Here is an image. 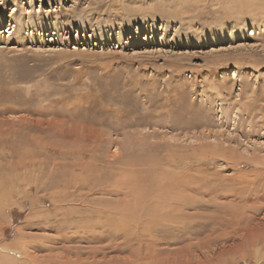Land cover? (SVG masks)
I'll list each match as a JSON object with an SVG mask.
<instances>
[{
	"label": "rangeland",
	"instance_id": "rangeland-1",
	"mask_svg": "<svg viewBox=\"0 0 264 264\" xmlns=\"http://www.w3.org/2000/svg\"><path fill=\"white\" fill-rule=\"evenodd\" d=\"M263 7L0 0V264H264Z\"/></svg>",
	"mask_w": 264,
	"mask_h": 264
},
{
	"label": "bare ground",
	"instance_id": "bare-ground-1",
	"mask_svg": "<svg viewBox=\"0 0 264 264\" xmlns=\"http://www.w3.org/2000/svg\"><path fill=\"white\" fill-rule=\"evenodd\" d=\"M261 1V0H260ZM239 2V1H238ZM250 4V3H249ZM252 4H253V2H252ZM250 5L249 7L250 8H253V5ZM260 5V4H259ZM262 5V4H261ZM104 7V6H103ZM255 7V6H254ZM258 8V7H257ZM264 8V7H263ZM101 13V12H100ZM89 15V14H88ZM165 179V178H164ZM94 180H95V177H94ZM100 180V179H99ZM165 181H166V179H165ZM157 183V182H156ZM161 183H163V181L161 182ZM165 183H167V182H165ZM155 185V184H154ZM160 185H162V184H160ZM159 187V186H158ZM72 188V187H71ZM151 188V187H150ZM156 188H157V186H156ZM155 188V189H156ZM2 189V188H1ZM67 189V188H66ZM129 189V188H128ZM68 190V189H67ZM69 190H70V188H69ZM72 190V189H71ZM150 190V189H149ZM1 193H2V191L0 190V195H1ZM162 195V193H156V196L157 197H160ZM155 196V195H154ZM164 196V195H163ZM1 198H3V196L1 197ZM175 198V197H174ZM177 198V197H176ZM152 199H153V196H152ZM173 199V198H172ZM171 199V200H172ZM3 200V199H2ZM128 200V199H127ZM151 200V199H150ZM156 200H159V198L157 199L156 198ZM170 200V201H171ZM64 201V200H63ZM64 202H66V200L64 201ZM64 202H63V204H64ZM180 202H183V201H180ZM62 203V202H61ZM60 203V204H61ZM124 204L123 205H121V208L122 209H117V211H123V209H124V211L123 212H115V208H114V214L112 215V213H111V211L113 210V209H111V210H108L109 212H107L108 213V217L105 219L106 221H108V223H109V220L111 221V217H113V216H118V218L119 217H121V219H122V221L121 220H118V222H120V223H123L122 224V226H121V229L123 230V232H124V235H126L127 233H126V229H125V225H127L128 226V224H129V220H130V218H132L133 217V214H131V212L130 211H133L134 210V205H135V203H132L131 205H128L127 203H126V201L125 202H123ZM175 203H176V201H175ZM174 203V204H175ZM188 203V202H187ZM170 204V203H169ZM189 204V203H188ZM187 204V205H188ZM171 205V204H170ZM186 205V206H187ZM158 206V205H157ZM164 206V205H163ZM175 206V205H174ZM190 206V205H189ZM172 207V206H171ZM176 207V206H175ZM119 208V207H118ZM142 208H144V207H142ZM181 208V207H180ZM169 209V208H168ZM168 209H167V211H168ZM174 209L175 208H173V211H174ZM2 210V209H1ZM57 210V209H56ZM63 210V209H62ZM71 210V209H70ZM147 210V209H146ZM162 210V208L161 209H159V207L157 208H155V213L153 212V213H148V214H146V216H145V220H146V222L149 224V223H156V222H160V221H163V220H167V219H173V218H175V220L177 219L176 217H181V216H177V215H179V213L178 212H176L177 213V215L176 216H170L169 215V213H167V212H163V211H161ZM163 210H164V208H163ZM177 210V209H176ZM181 210V209H180ZM64 212H65V210H64ZM61 213V212H60ZM100 213V212H99ZM110 213H111V215H110ZM181 213V212H180ZM70 214V213H69ZM141 214V213H140ZM155 214V215H154ZM173 214H175L174 212L172 213V215ZM62 215H64V213L62 214ZM61 215V216H62ZM99 215V214H98ZM145 215V214H144ZM154 215V216H153ZM181 215V214H180ZM97 216V215H96ZM136 216H138L137 214H136ZM184 216V215H183ZM182 216V217H183ZM187 216V215H186ZM100 217V216H99ZM142 217V216H141ZM181 217V218H182ZM190 216H188V218H189ZM180 218V219H181ZM187 218V217H186ZM184 219V217H183V220L184 221H186L187 219ZM63 219H65V218H63ZM113 219V218H112ZM142 219H143V217H142ZM97 220V219H96ZM105 220H104V222H105ZM116 220H117V218H116ZM141 220V219H140ZM189 220V219H188ZM112 221H114V220H112ZM111 221V222H112ZM131 221V220H130ZM167 221H169V220H167ZM166 221V222H167ZM171 222H172V220H170ZM176 221H178V220H176ZM175 221V222H176ZM182 221V220H181ZM223 221V220H222ZM110 222V223H111ZM117 222V221H116ZM124 222H125V225H124ZM140 222V221H139ZM165 222V223H166ZM110 223H109V225H110ZM113 223V222H112ZM132 222H130V224H131ZM138 224V223H137ZM140 224V223H139ZM161 224V223H160ZM177 224H180V223H177ZM176 224V225H177ZM132 225V224H131ZM157 225H159V224H157ZM167 225V224H166ZM169 225V224H168ZM172 225V224H171ZM175 225V224H174ZM173 225V226H174ZM163 227V226H162ZM166 227V226H165ZM21 228V227H20ZM96 229H97V227H95ZM99 228V227H98ZM136 228V227H135ZM130 229V228H129ZM163 229H164V227H163ZM109 230H110V228H109ZM161 230H162V228H161ZM63 231V230H62ZM128 231V230H127ZM131 231V230H130ZM157 231H159V230H157L156 229V232ZM134 232V231H133ZM155 232V233H156ZM161 232H163V230L161 231ZM181 232V231H180ZM94 233V232H93ZM105 233V232H104ZM136 233H138V232H136L135 231V233H133L134 235L136 234ZM138 234H140V233H138ZM150 234V233H149ZM20 235V234H19ZM146 235V234H145ZM144 235V236H145ZM155 235V234H154ZM158 235V234H157ZM156 235V236H157ZM140 236V235H139ZM151 236V235H150ZM156 236H155V238H156ZM172 236V235H171ZM136 237V236H135ZM244 237H245V240H243L242 242L239 240V243L232 249L231 248V250H230V255L232 254H235V253H237L238 251L240 252V254H242V253H244V251H243V247H251V246H253V245H255L256 244V250L259 252L261 249H262V246L264 245V232H261L260 230H256V229H245L244 230ZM21 238V237H20ZM147 239H148V237H147ZM151 239V238H150ZM154 239V238H153ZM152 240V239H151ZM155 240V239H154ZM158 240V239H157ZM176 240H178V239H176ZM115 241V240H114ZM146 241V240H145ZM245 241H247V242H245ZM137 242V241H136ZM142 241L140 240V243H141ZM157 242V241H156ZM160 242V241H159ZM138 243V242H137ZM168 243V242H167ZM152 244V243H151ZM162 244H164V243H162ZM171 244V243H170ZM156 245V244H155ZM169 245V244H168ZM167 245V246H168ZM209 245V244H208ZM213 245V244H212ZM112 246V245H111ZM122 246V245H121ZM205 246V245H204ZM14 247V246H13ZM28 247V246H27ZM143 247V246H142ZM189 247V246H188ZM143 248H145V247H143ZM151 248V247H150ZM185 248V247H184ZM187 248V247H186ZM191 248V247H190ZM181 249V248H180ZM179 249V253H180V251L182 252V250H180ZM188 249V248H187ZM186 249V250H187ZM151 249H149L148 248V250H146L147 252L148 251H150ZM157 250H159V249H157ZM255 250V249H254ZM255 250V251H256ZM101 251H103V250H101ZM144 251V250H143ZM152 251H155L154 250V247H153V249H152ZM151 251V252H152ZM176 251L177 250H173V252H175L176 253ZM188 251V250H187ZM72 252V251H71ZM137 252V251H136ZM162 252V251H161ZM189 252V251H188ZM187 252V254H189ZM193 252V251H192ZM261 252V251H260ZM140 253V252H139ZM138 253V254H139ZM142 253V252H141ZM154 253V252H153ZM152 253V254H153ZM163 253V252H162ZM166 253V252H165ZM182 253H184V251L182 252ZM134 254H136V253H134ZM148 254H150L151 256H152V254L151 253H148ZM158 254H160V251H159V253ZM158 254H157V256H158ZM171 254H172V251H171ZM170 254V255H171ZM186 254V255H187ZM160 255H162V254H160ZM165 255V254H164ZM164 255H163V257H164ZM168 255H169V252H168ZM168 255H166L167 257H168ZM172 255H174V254H172ZM176 255V254H175ZM181 255V254H180ZM230 255H228V256H230ZM132 256H133V254H132ZM137 256H139V255H137ZM140 256H141V254H140ZM148 256V255H147ZM177 256V255H176ZM182 256V255H181ZM183 256L184 257H186L184 254H183ZM190 256V255H189ZM226 256V255H225ZM135 257H136V255L133 257L134 258V260L136 261V259H135ZM154 257V258H153ZM167 257H165V258H167ZM177 257H179V259H180V256H177ZM183 257V258H184ZM188 257V256H187ZM130 258H132V257H130ZM141 258V257H140ZM145 258H146V256H145ZM150 258V257H149ZM156 258V256H152V258H150L151 260L153 259H155ZM159 258V257H158ZM240 258L241 259H244V257H242V256H240ZM251 258V257H250ZM142 259H144L143 257H142ZM168 259V258H167ZM188 260H189V258H187ZM238 259V258H237ZM236 259V260H237ZM254 259H255V261H256V263H261V261H264L263 259H264V254L263 253H258V255L256 254V256L254 257ZM1 260V259H0ZM131 260V259H130ZM133 260V259H132ZM141 260V259H140ZM150 260V261H151ZM162 260V258L159 260V261H161ZM166 260V259H165ZM170 260H171V258H170ZM185 260V259H184ZM210 260V259H209ZM213 260V259H212ZM239 260V259H238ZM124 261H125V259H124ZM123 261V262H124ZM150 261H148V263L150 262ZM154 261H156V260H154ZM153 261V262H154ZM159 261H156L158 264H159ZM179 261V260H178ZM78 262H80V260L78 261ZM111 262L114 264V261H112L111 260ZM132 262V261H131ZM144 262V261H143ZM155 262V263H156ZM164 262V261H163ZM162 262V264H164ZM173 263H174V261H172ZM180 262V261H179ZM178 262V263H179ZM182 262V261H181ZM185 262V261H184ZM188 262V261H187ZM121 263V262H120ZM137 263H139V262H137ZM168 263H170V262H168ZM177 263V262H176ZM189 263V262H188ZM201 263H203V261L201 262ZM211 263V262H210ZM213 263V262H212ZM235 263H236V261H235ZM122 264V263H121ZM125 264H127V263H125ZM135 264V263H134ZM161 264V263H160ZM191 264V263H190ZM207 264H208V262H207Z\"/></svg>",
	"mask_w": 264,
	"mask_h": 264
}]
</instances>
